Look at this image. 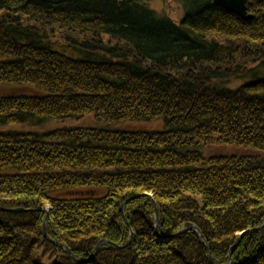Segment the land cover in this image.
Returning <instances> with one entry per match:
<instances>
[{"label":"trees","instance_id":"1","mask_svg":"<svg viewBox=\"0 0 264 264\" xmlns=\"http://www.w3.org/2000/svg\"><path fill=\"white\" fill-rule=\"evenodd\" d=\"M148 1L0 0V264H264V0Z\"/></svg>","mask_w":264,"mask_h":264},{"label":"rangeland","instance_id":"2","mask_svg":"<svg viewBox=\"0 0 264 264\" xmlns=\"http://www.w3.org/2000/svg\"><path fill=\"white\" fill-rule=\"evenodd\" d=\"M247 2L248 0L245 1V7H246V13L247 14H251L250 11H249V8H248V5H247ZM212 3L221 8L223 11H225L226 13H229V11H227L225 8L221 7L220 5L216 4L214 2V0H212ZM147 7L148 9H150L151 11L155 12V14H159V15H164V16H167L169 17V19H171L173 22L175 23H179V19L181 18L182 15H184L185 13V10L182 9L181 5L176 1V0H149L147 2ZM232 14H235L234 12ZM236 15V14H235ZM252 15V14H251ZM237 16V15H236ZM237 17H240V16H237ZM241 18V17H240ZM242 19V18H241ZM244 20V19H242ZM103 40H106L108 39L107 36L103 35L101 37ZM258 50V48H257ZM137 57V61L140 62V57L139 56H136ZM9 91H17V89H11ZM85 121H83L81 124H83ZM117 127H122V128H128V129H132V128H140V129H151V130H156V129H161L163 128V123L159 120H155V121H148V122H129V123H124L122 125H117ZM213 149L215 150H222V147L220 146H217V147H213ZM227 150V149H226ZM226 150H224L226 152ZM223 151V150H222ZM145 196H148L150 198H152V195L150 193H146ZM135 196L131 197L130 199L134 198ZM128 199V200H130ZM153 199V198H152ZM127 200V201H128ZM126 201V202H127ZM123 205H121V208H123ZM48 209H49V206H46V207H41V208H38L36 209V211H44L45 213V216H44V219H43V234H44V237L48 240H51V238H49L47 236V233H46V224H47V220H48V217H49V214H48ZM19 210V208L17 209ZM21 210V209H20ZM14 211V210H12ZM11 211V212H12ZM192 230L196 233H199V229L197 227H193ZM186 229H181L179 232L173 234V235H170V237H163V242H167L169 241L170 239L174 238L175 235H178L180 232H185ZM130 233H132L131 229H130ZM241 236V234H240ZM198 238L199 240H202V235L199 233L198 234ZM55 244V242H54ZM57 244V243H56ZM62 246V245H61ZM64 248V246H62ZM96 249H94L93 251H97V246L95 247ZM233 248V246H232ZM207 249V248H206ZM66 251V250H65ZM92 251V252H93ZM207 251V250H206ZM66 253H70V251L66 252ZM96 254V252H93ZM71 254V253H70ZM70 257H74L72 254Z\"/></svg>","mask_w":264,"mask_h":264},{"label":"bare ground","instance_id":"3","mask_svg":"<svg viewBox=\"0 0 264 264\" xmlns=\"http://www.w3.org/2000/svg\"><path fill=\"white\" fill-rule=\"evenodd\" d=\"M61 195H64V196H68L69 194H67L66 192H63V193H60ZM143 195H146V193H143ZM154 205H155V201H154ZM21 209V211H25L26 209L25 208H19V210ZM155 209H156V206H155ZM7 210V209H6ZM9 211H12V210H17V209H8ZM154 217H155V222H154V227H155V230H157V226H158V219H157V213H156V210L154 212ZM264 226V222L262 223V225H260L259 227L257 228H249L247 229V231H257L259 230L260 228H262ZM246 231V230H245ZM240 234H243V231L240 233ZM160 237L162 235H159ZM57 245V244H56ZM96 249V248H94ZM69 252V251H68ZM93 252H96V251H93ZM91 253L90 257H88L87 259H84V260H80V259H76L74 257H70L71 254L70 253H67L68 257L72 259V261L74 260V262L76 264H90L92 263L95 259V256L96 254L95 253ZM60 261V259L57 257V256H50L49 258H43L42 260V263H47V264H55V263H58ZM64 263H66V260L64 261ZM232 261H231V258H229V260L225 263V264H231Z\"/></svg>","mask_w":264,"mask_h":264},{"label":"water","instance_id":"4","mask_svg":"<svg viewBox=\"0 0 264 264\" xmlns=\"http://www.w3.org/2000/svg\"><path fill=\"white\" fill-rule=\"evenodd\" d=\"M246 0H214V2L221 7L225 8L229 13H235L244 20L252 18L251 14L246 13L245 7ZM193 228V227H191Z\"/></svg>","mask_w":264,"mask_h":264}]
</instances>
